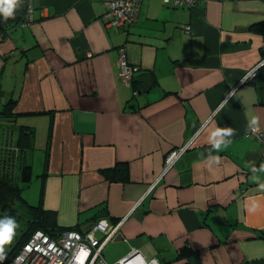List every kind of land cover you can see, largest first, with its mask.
Masks as SVG:
<instances>
[{
	"label": "crops",
	"instance_id": "0c3cea01",
	"mask_svg": "<svg viewBox=\"0 0 264 264\" xmlns=\"http://www.w3.org/2000/svg\"><path fill=\"white\" fill-rule=\"evenodd\" d=\"M107 3L30 0L34 22L0 42V105L17 98L14 112L32 113L19 122L42 126L37 186L24 189L26 199L39 202L44 112H52L43 206L64 228L87 229L97 215L121 224L105 262L135 251L158 264H264V81H244L264 61V36L249 29L264 21V0H200L191 9L140 0L136 21L121 27H109ZM143 71L158 86L137 94L132 80ZM125 162L128 183L100 173ZM185 245L192 253L178 260Z\"/></svg>",
	"mask_w": 264,
	"mask_h": 264
},
{
	"label": "trees",
	"instance_id": "16d2710c",
	"mask_svg": "<svg viewBox=\"0 0 264 264\" xmlns=\"http://www.w3.org/2000/svg\"><path fill=\"white\" fill-rule=\"evenodd\" d=\"M31 8L30 0H20L19 5L14 9L13 16L5 19L3 13H0V42H4L9 37L11 31L17 27H20L27 22H34V19L31 16ZM135 21L136 20L127 26L132 25ZM249 29L264 36V21L251 25ZM122 48L123 47L119 48V50ZM260 53L264 59V48L261 49ZM174 63L177 64L178 61H175ZM256 81H264V65L260 68L255 78L247 80L246 83L256 85ZM131 85L138 94L139 91L144 92L158 86V79L154 72L143 71L132 80ZM137 94L128 102V104L132 105L134 109V100L137 98ZM16 105L17 98H10L4 105H1L2 107L0 106V121L2 119L10 121L14 126H17L18 131L16 136L13 135L14 139L11 135V138H8V141L6 140L3 148V160L0 166L2 168V173L0 174V221L7 217L16 219L19 222L27 220L23 223L24 228L22 229L20 236L16 239L15 244L11 247L10 251L5 254L6 259L0 261V264H11L23 245L28 241L32 234L37 231H42L49 235H57L67 230L77 229L81 232L85 230L79 226L69 228L61 227L58 224L57 212L45 209L43 206L46 190L44 180L48 175L50 144L54 129V113L52 112H44L45 114L50 115V121L46 134V146L44 149V168L43 173L40 176L42 178V183L39 191V202L37 205H31L28 200L24 198L23 190L30 185L33 178L32 167L30 164L26 163L25 158L29 155V151L37 149L35 143L36 131L34 127L19 122L20 118L30 116L32 113H15ZM11 133H15V131L12 129ZM7 137L8 136H6V138ZM17 167H19V172L16 170ZM100 173L110 183L125 184L130 181V164L128 162L117 163L111 168L100 170ZM94 219L95 222H97L102 219V216L97 215ZM191 253L192 249L188 245H185L179 252L177 259H184Z\"/></svg>",
	"mask_w": 264,
	"mask_h": 264
},
{
	"label": "built area",
	"instance_id": "2783aa9c",
	"mask_svg": "<svg viewBox=\"0 0 264 264\" xmlns=\"http://www.w3.org/2000/svg\"><path fill=\"white\" fill-rule=\"evenodd\" d=\"M172 2L175 7L191 9L197 6L200 0H164ZM109 8L107 17L110 18L109 27H121L131 24L139 10L140 0H107ZM172 5V6H173ZM31 8V12H32ZM32 16V15H31ZM29 22L22 26L28 25ZM120 53L124 49L119 50ZM123 75L131 74L130 66L125 55L121 56ZM264 61L253 68L245 82L254 79ZM252 131H257L254 128ZM264 145V135L259 136ZM264 154V152H263ZM176 151L167 158L166 165L171 166L177 159ZM165 173V172H164ZM121 224L112 225L106 219L93 223L83 232L73 229L57 235H49L37 231L23 245L15 260L11 264H108L103 257L106 245L120 232ZM158 264L156 260L146 262L140 254L133 251L128 257L122 259L119 264Z\"/></svg>",
	"mask_w": 264,
	"mask_h": 264
},
{
	"label": "rangeland",
	"instance_id": "374dc122",
	"mask_svg": "<svg viewBox=\"0 0 264 264\" xmlns=\"http://www.w3.org/2000/svg\"><path fill=\"white\" fill-rule=\"evenodd\" d=\"M1 106V105H0ZM2 107V106H1ZM0 107V108H1ZM8 129H13L14 131H15V134H18V131H17V126H14L13 125V123H11L10 121H8V120H1L0 121V166H1V163H2V160H3V148H4V146H5V143H6V140L8 141V138H11V132H8ZM35 129V128H34ZM42 130V126H41V124H39V127L35 130L36 131V137H35V142H37V140H39L40 138L41 139H43V137H42V135L40 134V131L39 130ZM44 131V130H43ZM43 134V133H42ZM6 136H8L7 138H6ZM14 137V136H13ZM16 140V139H15ZM40 147V146H39ZM38 153H39V151H38V149H35V150H33V151H29V155L28 156H32L33 157V159H34V163H35V165H34V168H32V175H33V178H32V182L30 183V185L28 186V189H29V191L27 190V193H31V192H34V189L36 190V184H37V182L35 181V177H36V175H37V173H39L38 172V166H40V164H38V158H37V155H38ZM11 164H13V163H11ZM4 166V165H3ZM2 166V167H3ZM16 166H17V164H16ZM8 168V167H7ZM11 168V167H10ZM40 168V167H39ZM1 167H0V174L2 173L1 172ZM3 169H5V168H3ZM16 170H17V172H19V167H17L16 168ZM25 188H27V187H25ZM24 188V189H25ZM25 192H26V190H23V196H24V198H27V197H29L27 194L25 195ZM27 196V197H26ZM36 201V199L35 200H32V199H30V201H28L31 205H37L38 203H37V201ZM33 203H35V204H33ZM15 220V222H16V224L18 225L16 228H15V235H14V238H13V241H12V243L10 244V245H6V247H5V254H7L9 251H10V249H11V247L15 244V241H16V239L20 236V234H21V231H22V229L24 228V225H23V223L27 220H24V221H22V222H19L18 220H16V219H14ZM29 240V239H28ZM18 255V254H17ZM16 258V257H15ZM15 258H14V260H15Z\"/></svg>",
	"mask_w": 264,
	"mask_h": 264
},
{
	"label": "clouds",
	"instance_id": "9594fccd",
	"mask_svg": "<svg viewBox=\"0 0 264 264\" xmlns=\"http://www.w3.org/2000/svg\"><path fill=\"white\" fill-rule=\"evenodd\" d=\"M20 0H0V13H3L5 19L13 16L14 9L19 5ZM251 124H257L258 121L256 118H253L250 122ZM225 133H230L232 129H223L221 130ZM224 143L223 139L216 140L212 143V149L219 151L221 144ZM261 170H264V164L261 165ZM18 225L15 220L11 217H7L4 220L0 221V261L6 259L5 247L10 245L13 241L15 235V228Z\"/></svg>",
	"mask_w": 264,
	"mask_h": 264
},
{
	"label": "water",
	"instance_id": "95a60500",
	"mask_svg": "<svg viewBox=\"0 0 264 264\" xmlns=\"http://www.w3.org/2000/svg\"><path fill=\"white\" fill-rule=\"evenodd\" d=\"M257 88L261 89V90H259V93L261 94V96L263 98V103H264V82L259 83ZM137 253H139V252H137Z\"/></svg>",
	"mask_w": 264,
	"mask_h": 264
}]
</instances>
